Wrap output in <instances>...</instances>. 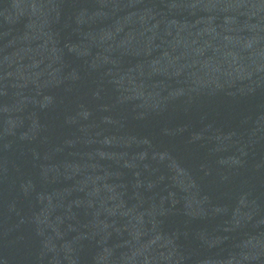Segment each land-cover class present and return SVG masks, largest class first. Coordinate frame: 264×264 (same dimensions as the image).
<instances>
[{"label":"water","instance_id":"water-1","mask_svg":"<svg viewBox=\"0 0 264 264\" xmlns=\"http://www.w3.org/2000/svg\"><path fill=\"white\" fill-rule=\"evenodd\" d=\"M0 264H264V0H0Z\"/></svg>","mask_w":264,"mask_h":264}]
</instances>
